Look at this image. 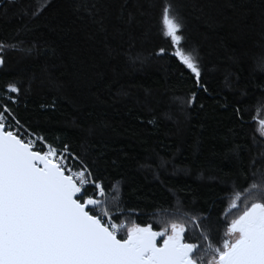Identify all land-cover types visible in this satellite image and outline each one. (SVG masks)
Returning a JSON list of instances; mask_svg holds the SVG:
<instances>
[{
    "label": "trees",
    "instance_id": "16d2710c",
    "mask_svg": "<svg viewBox=\"0 0 264 264\" xmlns=\"http://www.w3.org/2000/svg\"><path fill=\"white\" fill-rule=\"evenodd\" d=\"M164 2L0 0V92L20 89L17 118L98 171L110 205L122 193L114 220L159 230L167 213H202L219 246L236 196L264 173V0H168L182 22L175 46Z\"/></svg>",
    "mask_w": 264,
    "mask_h": 264
},
{
    "label": "snow or ice",
    "instance_id": "6c2138e0",
    "mask_svg": "<svg viewBox=\"0 0 264 264\" xmlns=\"http://www.w3.org/2000/svg\"><path fill=\"white\" fill-rule=\"evenodd\" d=\"M162 25L172 45H179L182 22L168 0L162 7ZM3 48L0 42V51ZM164 53L161 48L157 55ZM174 54L199 83L194 55L178 47ZM19 92L14 84L0 92V264H264V173L253 172L254 180L236 196L232 207L238 214L227 224L219 246L211 243V230L202 227L209 219L202 213L165 209L166 217L157 221L163 225L159 231L152 224L116 223L109 207H117L122 193L117 191L116 204L110 205L98 171L67 145L58 149L46 144L41 134L23 125L14 110L19 100L13 94ZM259 124L264 128V120ZM37 143L42 150H34ZM69 157L77 170L69 167ZM89 186L94 191L86 195ZM117 189L119 182H112L108 192ZM241 199L244 206L238 208ZM187 232H198L207 243L186 242Z\"/></svg>",
    "mask_w": 264,
    "mask_h": 264
},
{
    "label": "built area",
    "instance_id": "2783aa9c",
    "mask_svg": "<svg viewBox=\"0 0 264 264\" xmlns=\"http://www.w3.org/2000/svg\"><path fill=\"white\" fill-rule=\"evenodd\" d=\"M30 131H32V130H30ZM33 132V131H32ZM35 133V132H34ZM46 144H49L48 142H46V141H44ZM54 147H56V146H54ZM64 147V145H62L61 147H56V148H58V149H62ZM34 150H42V148H41V145H40V143H37L36 144V146H35V148H34ZM70 151V150H69ZM71 152V151H70ZM72 153V152H71ZM67 163H68V165H69V167H72L73 168V170H77L78 169V164H76V162L74 161V160H72V158L71 157H69V158H67ZM94 191V189L93 188H91L90 186L88 187V194H91L92 192ZM103 209L101 208L100 210H98V211H102ZM93 214H96V213H93ZM114 220V219H113ZM114 222H116V223H121V222H118V221H116V220H114Z\"/></svg>",
    "mask_w": 264,
    "mask_h": 264
},
{
    "label": "rangeland",
    "instance_id": "374dc122",
    "mask_svg": "<svg viewBox=\"0 0 264 264\" xmlns=\"http://www.w3.org/2000/svg\"><path fill=\"white\" fill-rule=\"evenodd\" d=\"M20 54H21V52L20 51H15L14 52V55H15V60L16 59H18V57L20 56ZM0 58H2V57H0ZM262 120H264V117H263V119ZM259 128L262 130V131H264V128H261V125L259 124ZM226 238V237H225Z\"/></svg>",
    "mask_w": 264,
    "mask_h": 264
},
{
    "label": "water",
    "instance_id": "95a60500",
    "mask_svg": "<svg viewBox=\"0 0 264 264\" xmlns=\"http://www.w3.org/2000/svg\"><path fill=\"white\" fill-rule=\"evenodd\" d=\"M257 121L259 123V121H261V120L260 119H257ZM153 230H155V229H153ZM156 231H159V230H156ZM158 242H162L161 238H158Z\"/></svg>",
    "mask_w": 264,
    "mask_h": 264
}]
</instances>
